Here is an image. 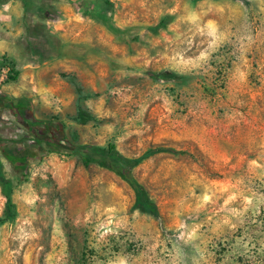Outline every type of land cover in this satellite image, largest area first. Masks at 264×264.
Masks as SVG:
<instances>
[{
  "label": "rangeland",
  "instance_id": "obj_1",
  "mask_svg": "<svg viewBox=\"0 0 264 264\" xmlns=\"http://www.w3.org/2000/svg\"><path fill=\"white\" fill-rule=\"evenodd\" d=\"M1 95L0 264H264V0H0Z\"/></svg>",
  "mask_w": 264,
  "mask_h": 264
},
{
  "label": "trees",
  "instance_id": "obj_2",
  "mask_svg": "<svg viewBox=\"0 0 264 264\" xmlns=\"http://www.w3.org/2000/svg\"><path fill=\"white\" fill-rule=\"evenodd\" d=\"M17 74L13 76L16 79ZM8 108L13 112L17 122H19L26 129L30 130L32 135L38 140L42 138V132L37 129L41 125L51 124L48 121L36 120L34 122H27L23 119V112L28 110L29 103L25 98H12L6 95L0 96V108ZM28 107V108H27ZM52 145H56L63 154L66 155H78L85 166H89L92 163H97L101 166L107 167L119 175L125 180L129 186L133 189L135 195L136 205L146 211H151L155 214L159 213L158 207L150 197L145 187L135 177L132 167L136 160L127 159L119 152L115 143L110 142L106 147H101L93 144H74L66 138L52 139ZM160 150H169L170 148H160ZM154 151H149L148 155ZM6 157L15 166L19 167L24 164L30 156L28 154L16 156L10 155L9 152H5Z\"/></svg>",
  "mask_w": 264,
  "mask_h": 264
}]
</instances>
